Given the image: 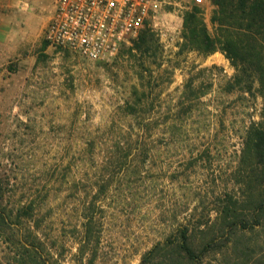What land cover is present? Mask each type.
Listing matches in <instances>:
<instances>
[{"label":"rangeland","instance_id":"rangeland-1","mask_svg":"<svg viewBox=\"0 0 264 264\" xmlns=\"http://www.w3.org/2000/svg\"><path fill=\"white\" fill-rule=\"evenodd\" d=\"M55 1L40 0L34 22ZM215 9L214 0H175L144 27L146 43L136 44L141 31L111 62L43 38L2 100L0 210L34 205L29 225L56 242L65 263L77 259L87 216L85 264H139L172 226L213 218L221 193L236 186L241 137L262 101L226 91L235 69L221 51H180L186 15L215 35Z\"/></svg>","mask_w":264,"mask_h":264},{"label":"trees","instance_id":"trees-1","mask_svg":"<svg viewBox=\"0 0 264 264\" xmlns=\"http://www.w3.org/2000/svg\"><path fill=\"white\" fill-rule=\"evenodd\" d=\"M214 4L211 22L216 34H210L197 14H187L180 51L204 56L221 51L235 69L226 91L260 98L259 120L241 137L236 186L221 193L214 217L209 214L204 221L172 226L139 264H264V239L252 238L253 233L264 232V0H214ZM146 38L142 31L136 44L141 46ZM143 101L140 97L138 106ZM138 133L148 135L144 128ZM35 212L31 204L1 208V264H67L56 242L49 244L29 225ZM91 223L87 216L79 233L77 259L68 264H85V256L92 252Z\"/></svg>","mask_w":264,"mask_h":264},{"label":"built area","instance_id":"built-area-1","mask_svg":"<svg viewBox=\"0 0 264 264\" xmlns=\"http://www.w3.org/2000/svg\"><path fill=\"white\" fill-rule=\"evenodd\" d=\"M175 0H58L45 31L48 46L92 62H111L120 49ZM203 7L210 0H187Z\"/></svg>","mask_w":264,"mask_h":264},{"label":"crops","instance_id":"crops-1","mask_svg":"<svg viewBox=\"0 0 264 264\" xmlns=\"http://www.w3.org/2000/svg\"><path fill=\"white\" fill-rule=\"evenodd\" d=\"M39 1L0 0V107L15 83L22 82L17 76L24 72L23 69L30 71L32 68V52L41 44L58 0L50 15L37 23L34 12Z\"/></svg>","mask_w":264,"mask_h":264}]
</instances>
